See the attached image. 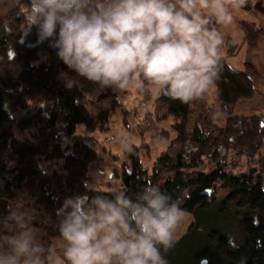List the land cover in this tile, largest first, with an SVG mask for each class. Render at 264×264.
Listing matches in <instances>:
<instances>
[{
    "label": "trees",
    "instance_id": "16d2710c",
    "mask_svg": "<svg viewBox=\"0 0 264 264\" xmlns=\"http://www.w3.org/2000/svg\"><path fill=\"white\" fill-rule=\"evenodd\" d=\"M14 1L0 14V219L29 199L36 212L33 224L49 237H60L58 210L66 198L113 191L88 184L93 163L102 160L94 134L109 129V110L90 112L84 92L62 78L77 73L49 41L38 40L35 27L26 29L29 0ZM253 5L247 0L239 10L248 13ZM240 28L246 41H255L262 31L251 20L240 21ZM232 41L211 84L215 103L208 105L206 92L189 103L158 92L151 122L169 128L154 125L152 135L170 140L167 149L148 168L135 145L130 166L123 164L115 174L120 179L115 188L133 198L149 184L173 197L187 195L183 208L193 220L164 252L169 264H202L204 257L207 264H264V119L232 115L238 101L257 93L246 73L228 62L240 46ZM41 50L47 58H41ZM194 104L196 122L188 133ZM218 114L228 116L224 126L217 125ZM81 125L86 135L77 133ZM148 147H142L147 155ZM207 166L211 170L205 171Z\"/></svg>",
    "mask_w": 264,
    "mask_h": 264
},
{
    "label": "clouds",
    "instance_id": "9594fccd",
    "mask_svg": "<svg viewBox=\"0 0 264 264\" xmlns=\"http://www.w3.org/2000/svg\"><path fill=\"white\" fill-rule=\"evenodd\" d=\"M247 0H29L26 29L37 30L69 68L101 88L142 81L170 98H200L217 76L223 36ZM69 81V87L71 86ZM131 150V145H127ZM187 195L147 185L66 198L58 246H45L36 212L17 204L0 219V264H169ZM163 250V251H162ZM206 257L202 258L205 260Z\"/></svg>",
    "mask_w": 264,
    "mask_h": 264
},
{
    "label": "rangeland",
    "instance_id": "374dc122",
    "mask_svg": "<svg viewBox=\"0 0 264 264\" xmlns=\"http://www.w3.org/2000/svg\"><path fill=\"white\" fill-rule=\"evenodd\" d=\"M14 0H1L0 1V14H6L14 7ZM242 12H239L241 14ZM233 15V13H232ZM229 32H233L232 27H230ZM220 33L225 31L220 27L218 29ZM42 59L48 57V53L44 50L40 51ZM62 78L65 80L66 84L69 85L71 81L72 85H78V87L84 92L87 101V105L91 113H97L101 110H109V129L104 132H96L94 136L98 139V144L96 148L101 157V161H96L92 165V176L93 180L88 183L90 187L99 188L102 190H114L116 189V184H119L117 178H113L110 181L112 185L108 184V176L115 175L121 172L122 165H129V153L132 151L133 147L136 145L141 147V154L143 156V164L151 168L153 160L157 155L166 148L168 140L157 139L152 137L151 134L154 131V125L162 128H169L168 124L157 123L152 124L151 118L157 109L156 106V96L158 91L153 86L147 88L138 87L135 84H130L123 91L115 90L111 87L101 88L98 83L89 81L83 76L77 74L76 76H69L67 74H62ZM142 83V82H141ZM103 96V97H102ZM94 103H91V102ZM163 110V108H162ZM125 114L127 121L125 122ZM146 120H148L146 122ZM78 134L86 135L87 132L83 125L79 126L77 129ZM127 145H131V150L127 149ZM148 145L149 155L146 154V148H142ZM115 156L119 157V162L115 159ZM121 160V161H120ZM235 162V158H233ZM208 167L204 170L208 171ZM245 169V167H244ZM105 177H102V176ZM116 176V175H115ZM120 180V179H119ZM224 191L222 192V195ZM29 199L19 201L17 204H23L25 207H29ZM32 209V208H30ZM193 220V215L190 213H185L183 221L177 227L174 238H179L182 234L186 232L190 223ZM36 227V226H35ZM39 239L42 243H48L50 240L52 244L58 246L59 237H49L46 235L44 229L40 227ZM51 244V245H52ZM47 246V245H45Z\"/></svg>",
    "mask_w": 264,
    "mask_h": 264
},
{
    "label": "crops",
    "instance_id": "0c3cea01",
    "mask_svg": "<svg viewBox=\"0 0 264 264\" xmlns=\"http://www.w3.org/2000/svg\"><path fill=\"white\" fill-rule=\"evenodd\" d=\"M239 12L242 13L239 14ZM232 13L234 18L232 24L223 25L214 23L213 25L217 31L220 27L225 31L224 33H221L224 39V43L220 48V56H226L228 48L230 46V42H228L230 38L233 40L232 42L239 44L240 46L236 48V53L228 57V62L233 68L244 71L246 75L252 80L254 86L257 89V93L252 98L242 99L238 101L232 115L241 117L260 115L264 119V0H254L253 8L248 13L243 12L239 9L232 10ZM242 20L254 21L262 29L261 33L257 36L255 41L244 40V32L240 28V21ZM230 27H232L233 29V32L231 33L229 32V30H227L230 29ZM205 92L208 105L215 103L217 97L215 87L210 85ZM191 108L192 111L188 116V133H191L193 131L196 122L197 106L194 104L191 105ZM163 111L166 112V108H163ZM227 118L228 116L225 114L216 115L217 125L224 126ZM151 136L156 137L152 134ZM156 138L163 139L159 137ZM169 141L170 140H168L166 148H164L162 151L167 149ZM159 154L157 156H159ZM117 162H119V160H117ZM208 168V171L211 170L210 167ZM107 178L109 179L108 182L113 185L110 180L116 178L115 175H112L111 173V176H108ZM117 180V182L120 184V180Z\"/></svg>",
    "mask_w": 264,
    "mask_h": 264
},
{
    "label": "water",
    "instance_id": "95a60500",
    "mask_svg": "<svg viewBox=\"0 0 264 264\" xmlns=\"http://www.w3.org/2000/svg\"><path fill=\"white\" fill-rule=\"evenodd\" d=\"M206 193H208V194H209V193H210V191H209V192H206ZM203 264H207V261H206V260H204V261H203Z\"/></svg>",
    "mask_w": 264,
    "mask_h": 264
}]
</instances>
